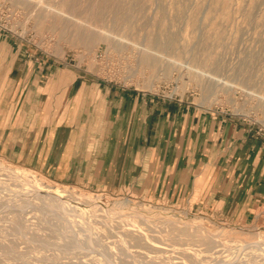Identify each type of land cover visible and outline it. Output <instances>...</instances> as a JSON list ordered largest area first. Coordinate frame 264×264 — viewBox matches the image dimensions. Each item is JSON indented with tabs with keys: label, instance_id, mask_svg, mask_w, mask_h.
Here are the masks:
<instances>
[{
	"label": "rangeland",
	"instance_id": "rangeland-1",
	"mask_svg": "<svg viewBox=\"0 0 264 264\" xmlns=\"http://www.w3.org/2000/svg\"><path fill=\"white\" fill-rule=\"evenodd\" d=\"M19 55L26 72L41 71L43 94L64 93L55 109L81 75L95 98L97 87L130 90L245 120L264 140V0H0V76ZM1 163L0 264H264L259 216L231 220L128 186L62 182L2 155ZM5 165L75 198L55 209Z\"/></svg>",
	"mask_w": 264,
	"mask_h": 264
},
{
	"label": "crops",
	"instance_id": "crops-1",
	"mask_svg": "<svg viewBox=\"0 0 264 264\" xmlns=\"http://www.w3.org/2000/svg\"><path fill=\"white\" fill-rule=\"evenodd\" d=\"M25 62L13 57L1 72L0 155L62 182L128 186L223 218L264 220V140L245 120L130 90L97 87L95 98L81 75L55 109L64 93L43 94L41 71L26 72Z\"/></svg>",
	"mask_w": 264,
	"mask_h": 264
},
{
	"label": "bare ground",
	"instance_id": "bare-ground-1",
	"mask_svg": "<svg viewBox=\"0 0 264 264\" xmlns=\"http://www.w3.org/2000/svg\"><path fill=\"white\" fill-rule=\"evenodd\" d=\"M156 41H153L152 42V44H154ZM168 42H170V41H168ZM0 165H3L2 163L0 164ZM3 167V166H2ZM4 168L9 172V174L13 177V179L15 180V181H17L19 184H17V185H20V187H22L24 190L23 191H27L29 194H32V195H34V196H38V197H41L42 199H44L47 203H49V204H52V206L55 208V209H60V208H63L64 209V207H66L68 204H69V202L71 201V200H68V199H66L65 197H67V195L63 198V197H59L58 195H57V193H53L52 192V189H53V185L52 184H49V183H47L46 181H44L42 178H37L35 175H33L32 173H29V171H27V170H16V169H13L12 167H10V166H7V165H5L4 166ZM2 169V168H1ZM4 171V170H3ZM6 171V172H7ZM7 172V173H8ZM15 184V185H16ZM61 191V190H60ZM65 191H67V192H65ZM62 192H64V193H68V192H70V191H68V190H63ZM63 194V193H62ZM69 194V193H68ZM70 194H72V192H70ZM104 193H97V194H95V196H96V198H101V199H105L106 197H104V195H103ZM74 195V194H73ZM58 196V197H57ZM69 196V195H68ZM70 196H72V195H70ZM69 196V197H70ZM76 196H77V194H76ZM69 197H67V198H69ZM73 197V196H72ZM72 197H70V198H72ZM104 197V198H103ZM69 198V199H70ZM74 198L75 197H73V200H74ZM121 198V197H120ZM35 199H36V197H35ZM39 199V198H38ZM109 199V198H108ZM76 200H77V197H76ZM116 201H121L122 203H124V204H127L128 202H130L131 201V199L130 198H126V197H122V199L121 200H119V199H117ZM74 202V201H73ZM94 202V201H93ZM114 202V201H113ZM77 203V202H76ZM87 203V202H86ZM86 203H85V205H86ZM97 203V202H96ZM80 205H82V204H84L83 202H82V204H81V202L79 203ZM88 204V203H87ZM129 204V203H128ZM84 205V206H85ZM70 206V205H69ZM73 206H74V204H73ZM77 206V205H76ZM75 206V208H77ZM93 206V205H92ZM91 206V207H92ZM67 208V207H66ZM70 208V207H69ZM72 208V207H71ZM73 209V208H72ZM71 209V210H72ZM79 209V208H78ZM82 208H80L79 209V211L81 210ZM87 209H88V207H87ZM65 211H66V209H64ZM68 210V209H67ZM75 210V209H74ZM77 210V209H76ZM82 210H86V209H82ZM87 212H88V210H86ZM60 212V211H59ZM68 212V211H67ZM77 212H78V210H77ZM84 212V211H83ZM86 212V214H88ZM90 212H92V210H90ZM61 213H62V209H61ZM63 213H65V212H63ZM75 213H76V211H75ZM74 213V214H75ZM82 213V212H81ZM85 213V212H84ZM68 214H71V212L70 213H67V215ZM73 214V215H74ZM89 214H91V213H89ZM70 216V215H69ZM84 216H86V215H84ZM91 216V215H90ZM90 216H88L89 218H90ZM99 217V216H98ZM104 217V216H103ZM92 218V217H91ZM97 219V218H96ZM96 221V220H95ZM145 237H147V236H145ZM212 241L214 242V240H211L210 239V241H209V243L211 244L212 243ZM249 243V242H248ZM234 246V245H233ZM257 249V245L256 246H251L250 248H248L246 251H245V254L244 255H242L241 257H238L237 258V260L238 259H245V258H248V255L249 254H251V253H253V252H255L254 250H256ZM114 255V254H113ZM119 255V254H118ZM117 255V256H118ZM113 257V256H112ZM56 258V257H55ZM236 258V257H235ZM264 259V258H263ZM263 259H261V260H263ZM121 259H119V261H120ZM261 260H259L258 262H260ZM105 264V263H104ZM107 264V263H106Z\"/></svg>",
	"mask_w": 264,
	"mask_h": 264
}]
</instances>
